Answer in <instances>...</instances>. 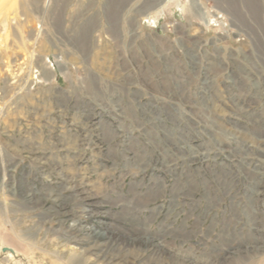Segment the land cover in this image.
Wrapping results in <instances>:
<instances>
[{"label":"rangeland","instance_id":"374dc122","mask_svg":"<svg viewBox=\"0 0 264 264\" xmlns=\"http://www.w3.org/2000/svg\"><path fill=\"white\" fill-rule=\"evenodd\" d=\"M0 264H264V0H0Z\"/></svg>","mask_w":264,"mask_h":264},{"label":"bare ground","instance_id":"6f19581e","mask_svg":"<svg viewBox=\"0 0 264 264\" xmlns=\"http://www.w3.org/2000/svg\"><path fill=\"white\" fill-rule=\"evenodd\" d=\"M0 251H2V250L0 249ZM4 253H5V256L15 259L16 251L14 249H12V251H6Z\"/></svg>","mask_w":264,"mask_h":264},{"label":"water","instance_id":"95a60500","mask_svg":"<svg viewBox=\"0 0 264 264\" xmlns=\"http://www.w3.org/2000/svg\"><path fill=\"white\" fill-rule=\"evenodd\" d=\"M2 251H3V252H6V251H12V249L9 248V247H3V248H2Z\"/></svg>","mask_w":264,"mask_h":264}]
</instances>
